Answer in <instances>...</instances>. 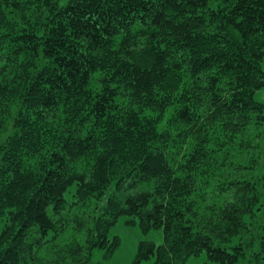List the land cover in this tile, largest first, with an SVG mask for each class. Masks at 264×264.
<instances>
[{
    "label": "trees",
    "instance_id": "trees-1",
    "mask_svg": "<svg viewBox=\"0 0 264 264\" xmlns=\"http://www.w3.org/2000/svg\"><path fill=\"white\" fill-rule=\"evenodd\" d=\"M264 0H0V264H264Z\"/></svg>",
    "mask_w": 264,
    "mask_h": 264
},
{
    "label": "rangeland",
    "instance_id": "rangeland-1",
    "mask_svg": "<svg viewBox=\"0 0 264 264\" xmlns=\"http://www.w3.org/2000/svg\"><path fill=\"white\" fill-rule=\"evenodd\" d=\"M264 69V59L261 62ZM255 98L264 103V89L255 93ZM126 216H121L109 231V238L117 236L119 244L110 256H105V248H94L91 253V262L94 264H131L138 249V243L142 240H151L159 244L163 242L161 229H152L147 233L140 230L138 223L134 225L125 224ZM152 258L144 260L142 264H148ZM185 264H215L209 261L205 253L189 257Z\"/></svg>",
    "mask_w": 264,
    "mask_h": 264
}]
</instances>
